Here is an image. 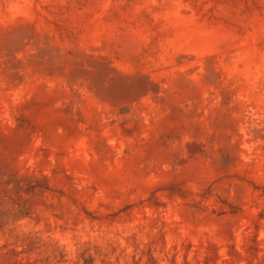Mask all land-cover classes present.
I'll return each mask as SVG.
<instances>
[{
    "label": "rangeland",
    "instance_id": "rangeland-1",
    "mask_svg": "<svg viewBox=\"0 0 264 264\" xmlns=\"http://www.w3.org/2000/svg\"><path fill=\"white\" fill-rule=\"evenodd\" d=\"M0 264H264V0H0Z\"/></svg>",
    "mask_w": 264,
    "mask_h": 264
}]
</instances>
